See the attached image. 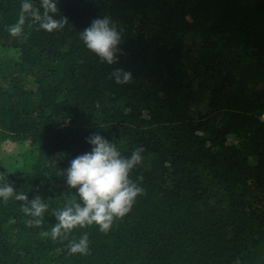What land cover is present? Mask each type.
Segmentation results:
<instances>
[{"label":"trees","instance_id":"16d2710c","mask_svg":"<svg viewBox=\"0 0 264 264\" xmlns=\"http://www.w3.org/2000/svg\"><path fill=\"white\" fill-rule=\"evenodd\" d=\"M22 2L0 0V142L26 144L11 166L0 159L14 189L0 198V264H264V0H56L62 30L25 14L12 37ZM105 16L122 35L114 65L79 35ZM114 68L131 83L109 79ZM93 133L124 157L143 146L130 177L146 194L107 234L53 240L54 213L78 199L65 170ZM17 193L48 205L40 226L26 227L36 218ZM211 198L228 210H203ZM84 234L89 253L69 254Z\"/></svg>","mask_w":264,"mask_h":264},{"label":"clouds","instance_id":"9594fccd","mask_svg":"<svg viewBox=\"0 0 264 264\" xmlns=\"http://www.w3.org/2000/svg\"><path fill=\"white\" fill-rule=\"evenodd\" d=\"M40 7L43 13L34 9L30 0H23L19 20L9 26V34L12 37L22 34L25 14H30L33 23L38 22L39 28L49 33L62 30L68 23L66 16L55 19L50 15L58 12L56 0H40ZM79 35L85 47L101 63L114 65L119 62L118 54L122 52L121 31L107 16L94 18ZM109 79L119 85L128 84L132 81V73L122 68H114ZM86 140L92 146L91 151L76 156L65 170L66 184L69 189H76L78 199L69 200L62 209L54 213L58 223L51 229L53 240L64 237L75 228L91 225H96L100 232L107 234L117 220H122L132 210L136 198L146 194V190L139 183L143 181V176L136 180L130 177L132 170L143 161V146L135 148L129 157H124L114 143L98 133L91 134ZM13 196L14 189L11 184L0 186V198L4 202ZM14 198L25 202L20 205L25 216L36 218L26 220V227L40 226L48 205L39 196L30 202L24 193H17ZM68 252L72 255H87V234L82 235L78 242H71Z\"/></svg>","mask_w":264,"mask_h":264},{"label":"rangeland","instance_id":"374dc122","mask_svg":"<svg viewBox=\"0 0 264 264\" xmlns=\"http://www.w3.org/2000/svg\"><path fill=\"white\" fill-rule=\"evenodd\" d=\"M187 42L192 45L193 48L200 44V38L198 36H192L188 38ZM2 53V49L0 47V55ZM202 110L205 111V103L202 106ZM0 159L5 163L7 167L11 166L12 159L11 155L25 149L26 144L24 143H12V142H0ZM210 205H215V207L224 213L228 210V204L225 200H218L216 198L206 199L203 203H201V208L204 210Z\"/></svg>","mask_w":264,"mask_h":264},{"label":"built area","instance_id":"2783aa9c","mask_svg":"<svg viewBox=\"0 0 264 264\" xmlns=\"http://www.w3.org/2000/svg\"><path fill=\"white\" fill-rule=\"evenodd\" d=\"M261 119L264 120V113L261 114Z\"/></svg>","mask_w":264,"mask_h":264}]
</instances>
